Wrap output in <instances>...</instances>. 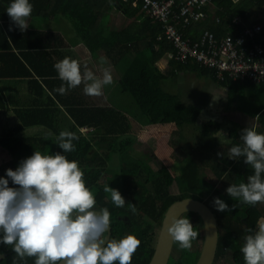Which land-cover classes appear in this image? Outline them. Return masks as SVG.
<instances>
[{"label": "trees", "instance_id": "16d2710c", "mask_svg": "<svg viewBox=\"0 0 264 264\" xmlns=\"http://www.w3.org/2000/svg\"><path fill=\"white\" fill-rule=\"evenodd\" d=\"M212 1L217 7L215 15L220 21L210 24L207 18L197 22L187 29L188 36L197 39L205 30L214 32L218 37L225 36L226 33L237 36L246 25L258 22L252 18L256 12L264 8V0H240L237 3L235 0ZM29 2L33 5L29 18L32 19V27L21 32L6 12L11 0H0V79L29 77L30 88L37 96L45 91L46 86L67 106L79 126L94 127L97 133L95 138L88 140L79 137L74 141L76 147L71 155L84 172L86 186L96 198V207L107 208L115 221L114 236L123 238L130 232L141 241L131 264L149 263L154 254L165 211L173 202L186 197L204 201L217 217L219 239L213 264H220L228 253L234 256L232 264H245L241 248L245 243V237L256 231L257 221L264 217V203L255 206L245 204L239 199L231 198L226 189L230 185L246 183L248 176L254 174V170L244 162L243 157L234 160L229 158V154L218 155L224 149L222 147L224 144L217 136V132L222 128V124L217 121L209 120L201 124L199 132H195L200 134L198 144H196L198 140L193 143L183 142L179 136H182L184 131L180 128L198 123L199 108L185 104L175 93L163 88V80L176 71H191L201 76H211L230 87L240 80H233L230 77L220 80L216 71L211 68L201 66L195 61L180 62L172 58H168L170 68L163 71L158 64L159 61L175 49L166 38L159 39L163 25L146 12L144 0H29ZM114 9L120 11L125 18L115 29L106 25L107 12ZM237 16L243 19V23L236 25L233 22ZM52 17L57 20L60 18L69 20L80 42H83L93 54L101 49L105 50L108 64L111 65L110 71L113 72L114 85L130 93L137 106L133 111L135 121L139 120L141 125H172V131L168 135V145L171 148L169 154L172 153L173 156L175 154L177 159L175 156L174 158L181 165L172 181H168L161 168L155 169L149 163L124 157L131 139L127 137L121 140L120 137L132 132L130 114L127 110L123 111L111 101L105 106L94 105L80 98L64 97L56 91L62 84L48 58L52 57L53 52H59V46L65 43L64 37L54 29H44L38 25L33 27L34 23L39 22L43 25ZM262 33L264 34V30ZM257 39V36L250 38L249 44L252 45ZM37 77L42 79L43 84ZM243 82L256 85L252 82ZM33 84L37 89H34ZM259 85L264 86L263 83ZM3 105L0 91V107ZM26 122L47 123L42 115L32 116L31 120ZM241 133L230 131L231 147L243 146ZM4 140L5 138H0V144ZM31 142H33L31 138L20 140L10 150L16 153L24 143ZM93 143H98L99 146H94ZM185 146L187 148H184ZM230 148L227 151H230ZM59 152L64 154L60 148ZM115 153L119 154V161L117 167L112 169L107 163L112 160ZM19 164L20 162L9 161L1 165L0 177L7 178L6 170L8 168L15 170ZM109 168L118 178L116 189L126 201L124 207L114 205L110 193H105L104 187L100 184L104 172ZM206 171L210 174H206ZM9 186H15L10 178ZM216 197L223 200L230 210L217 211L213 204ZM130 204L135 206V213L131 211ZM118 216H127L129 223H124ZM181 217L189 218L195 231L201 230L203 221L197 212H185ZM120 237H117V240L121 239ZM195 241L197 239L192 244ZM3 251L8 253L0 264H34V258L21 260L11 246L0 243V252ZM190 251L180 248L178 257H175V264H195L201 251L197 252L191 263L188 261Z\"/></svg>", "mask_w": 264, "mask_h": 264}, {"label": "clouds", "instance_id": "9594fccd", "mask_svg": "<svg viewBox=\"0 0 264 264\" xmlns=\"http://www.w3.org/2000/svg\"><path fill=\"white\" fill-rule=\"evenodd\" d=\"M32 11L29 0H11L6 9L21 32L29 27ZM54 68L63 82L56 89L61 95L83 85L85 95L99 97L104 87L114 82L109 69L97 76L86 66L82 71L80 62L69 57L56 62ZM240 138L243 146H232L229 158L243 157L254 174L246 183L227 187L226 193L255 206L264 203V134L246 127ZM78 139L71 131H61L56 137L63 153L75 151L74 141ZM6 177H0V243L11 246L21 260L34 258V264H131L141 241L132 234L119 240L106 239L110 212L107 208L97 209L96 198L86 186L77 161L60 152L34 151L15 170L8 168ZM9 178L14 187L9 186ZM104 192L110 193L114 205L124 207L126 201L119 190L106 186ZM213 204L217 211L230 210L219 197ZM130 208L136 212L134 205ZM166 231L186 250H191L199 236L189 218L181 216L172 217ZM241 252L245 264H264V219L258 220L256 231L245 237Z\"/></svg>", "mask_w": 264, "mask_h": 264}, {"label": "crops", "instance_id": "0c3cea01", "mask_svg": "<svg viewBox=\"0 0 264 264\" xmlns=\"http://www.w3.org/2000/svg\"><path fill=\"white\" fill-rule=\"evenodd\" d=\"M235 1L237 3L240 0ZM216 10L217 7L214 2H212L207 8L208 22L210 24H214V22L218 23L217 19L219 17L215 15ZM254 17L257 18L255 20H261L257 23L263 24L264 27V20L262 18L264 17V8L262 11L256 12ZM254 17L252 19H254ZM106 19H108V24L106 25L109 28L115 29L121 25L125 18L120 11L114 9L107 12ZM63 20L64 18L57 20L52 17L50 20L45 21L43 25L39 22L33 24V27H37L38 25L44 29L57 30V32L64 37L65 43L59 46V52H53L52 57L48 58L49 63L53 64V70L56 71L54 64L65 57L79 61L82 71L85 70L86 66L88 70L93 71L97 76H101L105 68L110 70L111 65L108 64L105 50L101 49L96 54H93L83 42H80L71 22V28L68 30L64 29ZM28 23L29 27H32V19H29ZM101 58H104L105 62L102 63ZM158 64L163 71L170 68L168 55L163 57ZM112 73L113 72H111V74ZM205 77V85H207L213 93L212 99L207 103V105L197 106L199 108L198 123L195 125H184L180 128L181 130L185 132L186 130L194 129L195 132H199L201 124L209 120L221 123L222 128L217 132V136L224 144L222 146L224 149L221 150L220 153L226 156L230 153V151L227 150L231 147L230 143L232 137L230 136V131L235 130L242 132V130L247 127L254 129L258 133L264 134L263 85H253L239 81L233 83V86L230 87L221 84L211 76ZM37 78L42 82L40 77ZM30 82L29 77H8L0 79L1 98L4 104L0 107V138H5V140L0 144V154L6 155L8 162H21L23 159L31 156L34 151H40L42 154H55L59 152L56 137L61 131H74L80 138H87L88 140H93L95 138L97 133L94 130V127L88 125L79 126L76 123L73 114L68 111L67 106L61 103L59 99L51 93L49 88L45 86V91H43L41 95L37 96L31 90ZM62 83L63 82L61 81V84ZM112 84L105 86L103 89V95L99 97L85 95L83 85L75 89L68 90L63 96L69 98H80L90 104L105 106L110 104L108 101V95L112 91ZM33 87L34 89H37V86L34 84ZM175 94L179 96L178 92H175ZM179 99L182 100L180 97ZM182 102L184 101L182 100ZM38 115H42L47 123L38 122L35 124H27L26 120H31L32 116ZM50 123L51 125H48ZM139 123L140 122H138V124ZM149 126L152 131L158 130L160 133L166 132L163 134L164 136L160 137L168 144V135L172 131V125L151 124ZM190 126L193 128L187 129ZM49 133H51V135H49ZM199 136V133H194V135L191 136L195 140L198 139L196 144L200 142L201 138ZM27 138L33 139V142L24 143V145L19 148L16 153L10 150L15 143ZM93 144L94 146H99L98 143ZM217 147L220 148L219 145ZM64 155L67 157V153H64ZM174 156L172 153L169 154L167 152L164 160V162H168L169 160L176 162L175 167H173V164L169 166L172 174L173 170L178 173V168H180L179 163L175 159L176 156L175 158ZM68 159L73 160L71 152L68 153Z\"/></svg>", "mask_w": 264, "mask_h": 264}, {"label": "built area", "instance_id": "2783aa9c", "mask_svg": "<svg viewBox=\"0 0 264 264\" xmlns=\"http://www.w3.org/2000/svg\"><path fill=\"white\" fill-rule=\"evenodd\" d=\"M212 0H144V9L163 25L162 35L174 47L168 58L180 62L195 61L201 66L216 71L220 80H233L256 84L264 83V30L263 24L246 25L237 36L226 33L218 37L205 30L194 39L186 34L187 29L208 18L207 8ZM217 21H220L219 18ZM236 25L243 23L237 16ZM258 37L249 44V39Z\"/></svg>", "mask_w": 264, "mask_h": 264}, {"label": "rangeland", "instance_id": "374dc122", "mask_svg": "<svg viewBox=\"0 0 264 264\" xmlns=\"http://www.w3.org/2000/svg\"><path fill=\"white\" fill-rule=\"evenodd\" d=\"M262 18L264 20V17ZM254 19L257 18L254 17ZM63 21H64L63 22L64 29L66 30L70 29L71 28L70 21L67 19H64ZM260 21L261 20H259L258 22ZM205 79H206L205 76H199L197 73L191 71L176 72L163 80V88L173 93L178 92L179 97L186 104L195 105V106H204L207 105V103L212 99L213 96L211 90L207 87V85H205L204 82ZM108 101H111L113 105L122 109L123 111L127 110L131 115L129 119L131 122L132 132L120 137L121 140L127 137L131 139L129 147L127 148L126 156L124 157L130 160H140L145 163H149L155 169L161 168L162 170H164L165 177L168 179V181H172L174 176L177 174L176 172H174V170L172 174L169 166L173 164V167H175L176 162L173 160L164 162L166 153L167 152L169 153L171 148L167 144V142L163 141L160 137V136H164L163 134L166 132L160 133V131L158 130L152 131L148 124L146 125H141L140 123L138 124L139 120L135 122L133 116L135 115V112L133 111L136 110L137 106L134 104V100L131 94L122 91L117 85H114V83L112 84V91L108 95ZM155 127H159V126H155ZM191 128L193 127L190 126L187 129H191ZM194 133H195L194 129L186 130L182 136H179V138H181L183 142L186 141L188 143H193L198 140V139L195 140L194 138L191 137L194 135ZM184 148H187V146H185ZM101 152L103 153V151ZM129 156H132L135 159ZM118 161H119V154L115 153L113 155L112 160L108 161L107 166H110L112 169H115L118 165ZM7 162H8V158L6 157V155L0 154V166L4 165ZM179 166L180 168H178V171L181 169L180 164ZM111 168H109L110 170L107 169L106 172H104V175L100 180V184L104 188L106 186H109L111 188L116 189L118 178L117 176L114 175L113 170H111ZM206 174H210V173L206 171ZM262 219H264V217ZM198 233L199 236L197 237V241H195V243L192 244L190 256L188 257V261L190 263L197 255V252L199 253V251H201L203 238H204L203 226ZM179 253H180V247L175 242L173 257L171 258L168 264H175L176 263L175 257L177 258ZM192 253H194L195 255H192ZM233 262H234L233 254L228 253V255L220 261V264H232Z\"/></svg>", "mask_w": 264, "mask_h": 264}, {"label": "water", "instance_id": "95a60500", "mask_svg": "<svg viewBox=\"0 0 264 264\" xmlns=\"http://www.w3.org/2000/svg\"><path fill=\"white\" fill-rule=\"evenodd\" d=\"M98 211V210H97ZM197 212L203 221L204 238L200 256L195 264H213L219 239L218 220L211 208L202 200L186 197L173 202L162 218L154 254L148 264H168L174 247V241L166 231V225L174 216H182L185 212ZM109 238V235L107 236ZM0 254V261L5 258Z\"/></svg>", "mask_w": 264, "mask_h": 264}, {"label": "flooded vegetation", "instance_id": "af4514ba", "mask_svg": "<svg viewBox=\"0 0 264 264\" xmlns=\"http://www.w3.org/2000/svg\"><path fill=\"white\" fill-rule=\"evenodd\" d=\"M98 209V208H97ZM119 217V219H121L124 223L126 222V223H129V220H128V217L127 216H118ZM110 218H111V225H110V229H109V232L108 233H106L105 235L106 236H108L109 235V238H111V239H118L117 237H120V236H114V234H113V225L115 224V221L112 219V217H111V215H110ZM128 234H130V232H127V234L126 235H128ZM121 238V237H120ZM106 239H107V237H106ZM174 245H175V243H174ZM8 249V248H7ZM173 250H174V247H173ZM173 250H172V253H171V257H170V260H171V258L173 257ZM7 253L8 252H6V251H3V252H0V254H5L6 256H7ZM169 260V261H170ZM1 262V261H0ZM150 262V261H149Z\"/></svg>", "mask_w": 264, "mask_h": 264}]
</instances>
